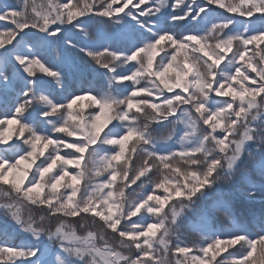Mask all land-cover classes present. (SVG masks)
Listing matches in <instances>:
<instances>
[{"label": "snow or ice", "instance_id": "1", "mask_svg": "<svg viewBox=\"0 0 264 264\" xmlns=\"http://www.w3.org/2000/svg\"><path fill=\"white\" fill-rule=\"evenodd\" d=\"M0 264H264V0H0Z\"/></svg>", "mask_w": 264, "mask_h": 264}, {"label": "trees", "instance_id": "2", "mask_svg": "<svg viewBox=\"0 0 264 264\" xmlns=\"http://www.w3.org/2000/svg\"><path fill=\"white\" fill-rule=\"evenodd\" d=\"M83 103H86V101H85V102H83Z\"/></svg>", "mask_w": 264, "mask_h": 264}, {"label": "rangeland", "instance_id": "3", "mask_svg": "<svg viewBox=\"0 0 264 264\" xmlns=\"http://www.w3.org/2000/svg\"><path fill=\"white\" fill-rule=\"evenodd\" d=\"M133 187H135V186H133Z\"/></svg>", "mask_w": 264, "mask_h": 264}]
</instances>
